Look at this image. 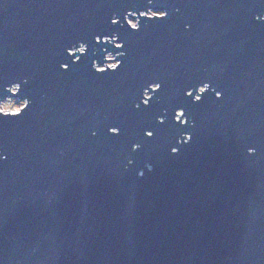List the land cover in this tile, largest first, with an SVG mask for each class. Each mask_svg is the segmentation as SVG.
<instances>
[{
  "label": "water",
  "instance_id": "95a60500",
  "mask_svg": "<svg viewBox=\"0 0 264 264\" xmlns=\"http://www.w3.org/2000/svg\"><path fill=\"white\" fill-rule=\"evenodd\" d=\"M7 97L0 264H264V0H0Z\"/></svg>",
  "mask_w": 264,
  "mask_h": 264
},
{
  "label": "rangeland",
  "instance_id": "374dc122",
  "mask_svg": "<svg viewBox=\"0 0 264 264\" xmlns=\"http://www.w3.org/2000/svg\"><path fill=\"white\" fill-rule=\"evenodd\" d=\"M148 15H153L156 14L154 11L152 10H148L145 12ZM134 13H130L126 19L127 21L132 25L135 26L136 25V17H131L134 16ZM107 59H112V60H107L106 63L102 64V65H95V67L97 68H103L105 66H114L115 65V60H114V56L112 54H108L106 56ZM17 85H13L12 87H10L11 91L15 92L17 90ZM201 91V89L199 90V92ZM146 96H149L148 93H145ZM25 101L24 100H18L17 98L14 97H7L6 99H4L3 101L0 102V112H9V113H13V112H17L23 105H24Z\"/></svg>",
  "mask_w": 264,
  "mask_h": 264
},
{
  "label": "snow or ice",
  "instance_id": "6c2138e0",
  "mask_svg": "<svg viewBox=\"0 0 264 264\" xmlns=\"http://www.w3.org/2000/svg\"><path fill=\"white\" fill-rule=\"evenodd\" d=\"M183 115V114H182ZM185 122H187V121H185ZM161 125H163L164 124V121L162 120L161 122ZM148 135L149 136H152V131H148ZM137 147H140V145H137ZM174 148V147H173ZM0 158H2V157H0ZM141 175H143V173H141Z\"/></svg>",
  "mask_w": 264,
  "mask_h": 264
},
{
  "label": "built area",
  "instance_id": "2783aa9c",
  "mask_svg": "<svg viewBox=\"0 0 264 264\" xmlns=\"http://www.w3.org/2000/svg\"><path fill=\"white\" fill-rule=\"evenodd\" d=\"M82 47H80L79 49H81Z\"/></svg>",
  "mask_w": 264,
  "mask_h": 264
},
{
  "label": "clouds",
  "instance_id": "9594fccd",
  "mask_svg": "<svg viewBox=\"0 0 264 264\" xmlns=\"http://www.w3.org/2000/svg\"><path fill=\"white\" fill-rule=\"evenodd\" d=\"M251 151V150H250ZM131 163V162H130Z\"/></svg>",
  "mask_w": 264,
  "mask_h": 264
}]
</instances>
